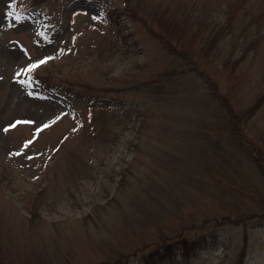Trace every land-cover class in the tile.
Segmentation results:
<instances>
[{
	"label": "rangeland",
	"instance_id": "1",
	"mask_svg": "<svg viewBox=\"0 0 264 264\" xmlns=\"http://www.w3.org/2000/svg\"><path fill=\"white\" fill-rule=\"evenodd\" d=\"M257 4L0 0V264H264ZM173 15L193 63L148 29Z\"/></svg>",
	"mask_w": 264,
	"mask_h": 264
},
{
	"label": "trees",
	"instance_id": "2",
	"mask_svg": "<svg viewBox=\"0 0 264 264\" xmlns=\"http://www.w3.org/2000/svg\"><path fill=\"white\" fill-rule=\"evenodd\" d=\"M244 1V0H243ZM250 1V0H249ZM258 4L256 6H261V11L258 12L257 14V19L261 18L264 16V0H255ZM127 3L129 4V0H127ZM192 23H190L192 26H196V28H194L191 32V34L188 32V29L186 27V25L188 24L185 16L181 15L179 17H176L175 15L173 16H167L164 20H165V25L166 27H170L173 23H176L178 25H176V27H181L182 31L179 32L175 29V27H173L172 29L168 30L165 28L164 30H157L155 27L153 26H148L149 31L156 36L157 38L160 39V41L162 42L164 48H166V50L168 52H170L171 54L180 56L181 58H187V62L193 63L189 60H192L194 58V54L190 48L185 47L184 45L182 46L183 49L179 50L178 46H177V42H180V38H183L184 36H186L187 33H189L190 38L189 40L192 42L195 41L196 38H200V45L202 46V50L205 51L206 53H209L213 50V48L216 46V44H218L220 36L219 35H215L214 32L211 31L210 32H204V28L208 27V24L206 22H204L205 20H200L199 18V14L195 13V17H192ZM231 19V18H230ZM250 19H253L255 22H257L254 18L250 17ZM176 20V22H175ZM180 21V23H179ZM203 21V22H202ZM239 22H244L245 21V17L242 16L240 17V19L238 20ZM229 23V27L232 26V21L228 20ZM162 25V22L160 23ZM185 25V27H184ZM178 34V35H177ZM180 34V36H179ZM200 35H202V37H200ZM187 44H189L186 41ZM190 46V45H188ZM233 46L236 47L237 44L233 43ZM250 49H254V54L255 53H259L257 55V59L255 61V63H253V70H257L255 71V73L259 76V79L264 80V35L261 33H257L256 35H254L253 37H251L249 39V43L248 45H246L244 47V52L249 51ZM233 50V49H232ZM204 54V52H202ZM226 56L228 58H226L224 61H222L221 66L227 68L229 64H231V55L232 53H225ZM197 56V55H196ZM199 58V56H197ZM250 66V65H249ZM230 73L235 74V76L239 75V72H237V70L235 68H233L231 70ZM200 74L209 79L207 76H205L202 72H200ZM206 74V73H205ZM212 83V82H211ZM215 84V83H212ZM36 90L39 91L40 93H51L54 89L51 88V86H44V83L42 82H38L36 81ZM264 102V91L262 93H260L255 101L254 104L246 111V113L244 114L245 116H249L251 114H253L256 110H258L262 104ZM222 107V104H221ZM238 128V127H237ZM229 131L231 133H233V128L230 127L228 128ZM179 248H181L182 250H187V245L186 243L183 244V246H180ZM184 253V252H183ZM164 256V255H163Z\"/></svg>",
	"mask_w": 264,
	"mask_h": 264
},
{
	"label": "snow or ice",
	"instance_id": "3",
	"mask_svg": "<svg viewBox=\"0 0 264 264\" xmlns=\"http://www.w3.org/2000/svg\"><path fill=\"white\" fill-rule=\"evenodd\" d=\"M10 2H13V0H10ZM16 19H18V20L21 19V16L19 14H16ZM96 19H100V17L97 16ZM41 34L43 35L44 33H41ZM47 59L48 58L45 57L44 60H37L34 64H29L28 65V70L30 71L31 69L37 67L39 64L45 62V60H47Z\"/></svg>",
	"mask_w": 264,
	"mask_h": 264
}]
</instances>
